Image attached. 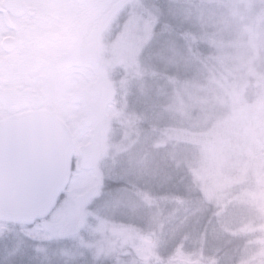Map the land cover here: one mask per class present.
I'll return each mask as SVG.
<instances>
[{"label": "rangeland", "instance_id": "rangeland-1", "mask_svg": "<svg viewBox=\"0 0 264 264\" xmlns=\"http://www.w3.org/2000/svg\"><path fill=\"white\" fill-rule=\"evenodd\" d=\"M165 1L128 3L132 4V9L127 12L122 56L132 68L126 72L134 76H127L126 87L141 79V53L152 38ZM209 1L205 0L204 8H198L196 13L200 21L208 20L201 32L203 38L207 29H217L220 20L233 25L235 36L230 42H222L219 35L208 40L210 48L220 51L218 57L213 58L217 74L209 71L202 85H179L176 93L168 91L167 104L171 105L173 114L184 118L185 127L176 134V143L185 145L187 158L190 155L198 163L194 171L197 184L208 202L223 208L220 222L225 228L233 234H248L251 241L246 258L257 259L264 257V0H216L213 11L207 4ZM185 11H188L186 24L190 14L187 7ZM151 74L155 73L151 71ZM129 122L124 126L125 148L132 139ZM197 124L199 126H194ZM79 130L86 139L89 129ZM91 141L86 139L83 145L90 147ZM109 147L106 144V148ZM109 155L100 160L96 170H75L69 188L56 211L46 219L47 223L41 221L32 226H18L20 228L0 223V246L9 250L3 241L15 238V246L23 248L20 252L26 251L23 253L25 261L21 263H16L13 252L8 253L7 258L12 259L13 264H37L36 255L41 257L39 262L45 264L46 261L60 264H87V260L93 264H113L115 260V264L155 261L158 246L152 228L156 219H161L160 215L149 210L148 224L142 227L134 221H111L99 213L104 211L96 205L104 178L115 172L112 166L118 162L116 154ZM141 191L142 210L149 204L157 205L152 193ZM235 192L240 196H235ZM235 203L239 205L234 206ZM131 216L134 220L139 217ZM184 247L186 249L187 244ZM188 250L184 254L188 260L182 262L204 264L199 253Z\"/></svg>", "mask_w": 264, "mask_h": 264}, {"label": "trees", "instance_id": "trees-1", "mask_svg": "<svg viewBox=\"0 0 264 264\" xmlns=\"http://www.w3.org/2000/svg\"><path fill=\"white\" fill-rule=\"evenodd\" d=\"M215 2L207 3L212 11ZM204 5L205 0H166L161 7L162 15L156 21L152 38L141 53L142 77L125 90L126 123L130 120L132 139L127 148L124 146L125 154L116 151L118 162L112 166L115 172L105 176L96 205L104 210L100 215L111 221H134L142 227L148 224L149 210L160 215L161 219H156L152 228L158 249L155 261L150 264H186L182 261L187 259L184 257L187 248L193 254L199 253L204 264H264V257L247 260L250 237L242 232L233 234L220 222L223 208L208 202L195 180L198 163L190 155L187 158L185 145L176 143V134L183 130L185 121L179 114L172 113L171 105L167 104L168 91L176 93L179 85H202L209 71L216 75L213 58H217L220 51L210 48L208 40L219 35L222 42H230L235 36L233 25L220 20L217 29L205 31L204 39L201 32L208 20L200 21L196 14ZM186 7L190 16L185 24ZM141 190L152 193L157 205L149 204L142 210ZM235 196L240 193L235 192ZM127 205L129 208H125ZM131 214L139 217L131 219ZM3 242L9 250L0 246V264H13L14 261L7 258L11 252L16 263L25 261L23 253L26 251L20 252L23 248L15 246V238H6ZM36 257L37 264H45L39 262V255ZM46 262L60 264L59 261ZM91 262L87 260V264H93Z\"/></svg>", "mask_w": 264, "mask_h": 264}, {"label": "flooded vegetation", "instance_id": "flooded-vegetation-1", "mask_svg": "<svg viewBox=\"0 0 264 264\" xmlns=\"http://www.w3.org/2000/svg\"><path fill=\"white\" fill-rule=\"evenodd\" d=\"M132 1L0 0V124L56 114L75 141L73 174L124 153L125 81L134 75L122 38ZM79 128L89 129L90 147Z\"/></svg>", "mask_w": 264, "mask_h": 264}, {"label": "water", "instance_id": "water-1", "mask_svg": "<svg viewBox=\"0 0 264 264\" xmlns=\"http://www.w3.org/2000/svg\"><path fill=\"white\" fill-rule=\"evenodd\" d=\"M75 141L54 113H26L0 124V222L46 219L70 185Z\"/></svg>", "mask_w": 264, "mask_h": 264}]
</instances>
